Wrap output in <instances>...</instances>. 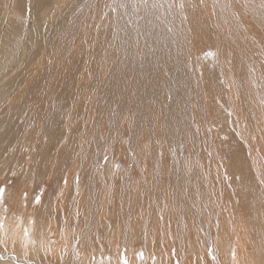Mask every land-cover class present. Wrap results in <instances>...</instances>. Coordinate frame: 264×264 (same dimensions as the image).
I'll return each instance as SVG.
<instances>
[{
	"label": "rangeland",
	"instance_id": "rangeland-1",
	"mask_svg": "<svg viewBox=\"0 0 264 264\" xmlns=\"http://www.w3.org/2000/svg\"><path fill=\"white\" fill-rule=\"evenodd\" d=\"M88 1L78 4L73 0H0V231L9 239V245L15 246L11 250V246L0 243L1 250H15L19 254L25 250L28 256L21 258L32 260L44 254L43 248L54 246L55 254L48 258L52 261L60 259L56 253L60 246L70 250L65 254L70 264H76L77 253L85 264H129L130 261L138 264H248L251 260L264 264V175L262 179L257 178L251 162L260 160L264 171V116L256 129L253 122L257 113L243 117V111L228 99V86L221 76L218 78L222 69L216 56L211 55L220 30L216 25L210 26L214 19L209 12L202 15L203 38L199 39L204 52L196 61L208 95L204 102L208 105L209 120L200 122L192 114L194 140L184 138L168 144L163 142L157 129L152 135V146L146 143L152 132L146 130L147 135L143 136L141 130L138 139L143 138L144 143H137L133 148L130 145L131 115L119 113L121 124L119 122L117 127L120 128H113L112 123L105 127V121L101 123V138L107 137L108 142L99 153L101 146L90 133L92 118H86L87 109L100 101V97L95 101L98 96L96 76L90 91L85 93L92 95L91 104L86 102L90 107L79 106L73 126L68 127L59 117L45 119L46 113L60 115L48 102L54 96L50 86L56 82L55 93L63 98L61 81L71 90L77 85L74 73L69 80L65 74L72 70L68 67L73 61L69 63V60L72 49L79 44L82 46L78 50L80 64L77 63V68L85 63L86 46L92 41V36L86 32L100 24L105 32L110 22L107 37H113V13L111 17L110 13L108 15L109 21L102 22L110 0H90L85 20L78 24L74 36L59 35L57 29L68 25L82 3ZM208 3L207 0H186L191 9L200 6L203 10ZM253 29L248 27V32L252 31L251 34L260 39L264 52V35L261 40L260 29ZM50 35L53 37L47 44ZM59 45L61 53L55 56ZM227 58L228 65L232 66L230 55ZM113 60L108 59L110 63ZM258 62L264 67L263 56ZM59 72L62 75L58 77ZM82 87L84 83L78 87L79 92ZM229 91L233 92L230 83ZM255 94L256 91H250L253 97ZM115 108L106 109L109 110L107 117L115 116ZM182 112L186 114L187 106ZM122 124L129 128L122 129ZM143 126L146 125L141 129ZM32 140L44 142L42 154H36ZM28 145L31 150L27 149ZM134 155L135 161L132 160ZM57 156L64 160L63 164L55 166L53 159ZM153 156L158 157L156 162ZM125 169L132 174L129 184L122 176ZM93 173L99 177L93 176L91 190L95 196L103 192L100 198L103 203L98 213L91 216L86 210L87 187L82 183L85 175ZM101 173L104 180H100ZM135 178L145 182L136 183ZM156 184L161 187L160 194L156 193ZM120 201L140 208L131 223L127 221L133 249L122 247L118 235L122 228ZM222 201L227 205L224 209ZM152 202L155 204L151 206ZM188 206L193 208V216L184 214ZM142 229L146 232L160 230L151 238L140 234ZM31 235L33 239L29 238ZM27 240L28 248L22 249L16 244ZM38 251L40 253H36ZM3 262L19 264L9 258L0 264Z\"/></svg>",
	"mask_w": 264,
	"mask_h": 264
},
{
	"label": "bare ground",
	"instance_id": "bare-ground-1",
	"mask_svg": "<svg viewBox=\"0 0 264 264\" xmlns=\"http://www.w3.org/2000/svg\"><path fill=\"white\" fill-rule=\"evenodd\" d=\"M82 1L83 0H73V3L79 4V2ZM89 1L82 3V8L72 17L68 25L64 27L61 26L57 29L61 37L74 36L77 32L78 24L85 20L86 5L89 4ZM207 1L209 2L208 5L204 6L202 10L200 6L191 9V4L187 5L186 0H110V2H108L109 6L106 9L107 11L105 10L106 12H104L105 19H103L104 21L102 22L104 23L106 19L109 21L108 15L110 13L111 17L113 13L112 19L115 27L113 37H107L110 22L105 26V32H102L101 24L96 28L93 25L91 30L86 32L92 36V41L86 46L87 53L83 59L85 63L77 68V63L80 64L79 59H77L79 54L78 50L82 46L79 44L75 47L77 51L74 48L72 49V55L69 60V63L73 61V64L68 67L72 68V70L67 71L66 73L69 72L67 75L65 74L66 78L69 80L70 76L74 73L77 85L71 90L64 87L61 81L60 85L62 88H60V90L63 98H59L55 93L56 82L50 86V89L54 90V96L49 98L48 102L55 107L56 111L60 112V115H50L46 113L44 114L45 119L56 120L59 117L62 122L67 123L68 127H70V125L73 126L79 106H81V104H86L87 101L89 103L91 102L92 95L88 96L85 95V93H87L86 91H90V84L96 76L98 77L96 88V94L98 96H94H96V98L100 97V101L93 106L95 107L94 109L93 107L90 108L91 110L89 108L87 109L88 112L86 114L89 115L86 116V118H92L90 133L91 137L96 138L99 147L101 146L98 149L99 153L103 151L105 143L108 142L105 140L107 137L105 139L101 138L100 130L103 129L101 123L105 121V127H108L107 125L112 123L113 128L114 126H116L117 129L118 127L120 128V126L117 127L118 123L121 121V117L119 118L118 116L119 113H128L131 115L133 128L131 130L132 140L130 145L133 148L136 147L137 143H139V145L144 143V140L143 142L141 141L143 138L141 137L142 139L140 138L141 140H139L138 137L142 133H144L143 136L147 135L145 134L146 130L152 132V134L146 138V143H151L152 146V135H154L153 132L157 129L159 130L157 132L161 133L163 142L168 144H174L176 141L180 142L184 138H192L194 140L195 134L191 122L193 117L192 114L197 117L200 122L209 120L208 105L204 102L205 98H208L203 80L204 77L201 79L202 72L196 63L198 55L204 52L203 46L200 45L201 39H199L203 38V34L200 30L202 15L205 12H209L213 15L214 19V21L211 20L213 24L210 22V26L216 25L220 30L218 41L213 43L214 49L211 54L214 55V57L216 56L215 59H218L219 68L222 69V73L220 74V71L218 73V78L221 76L224 84H227L228 99L233 106L243 111V117L248 115L253 116L254 113H257V119H255L254 122L252 121L256 123V125L253 126L256 128L259 122L263 121L262 116H264V73L262 72L264 67L262 63L258 62L259 58L262 56L264 58V52L260 39L253 36L251 34L252 31L249 33L248 27H254L253 31L258 27V30L260 29L262 33L259 38L262 40L261 36L264 35V0H238L242 4V7L238 6L236 0ZM76 5L77 4H75V6ZM52 37L53 35L48 37L46 41L47 44L51 41ZM71 39L72 43H74V38ZM117 45L119 46L118 48ZM103 48L106 49V51H104L105 53L103 52ZM60 53L61 46L59 45L55 56L60 55ZM227 55L231 57L232 66L228 65L230 62L227 63L226 61V59L228 60ZM110 58H114L112 63L108 61ZM77 72H79V75ZM61 75L62 73L59 72L58 77ZM82 83H84V87L81 89L83 93L78 90V87L82 85ZM229 83L233 87V92L229 91ZM8 85L9 82H7L6 87ZM252 90L256 91L255 97L250 95V91ZM238 98L240 99L238 100ZM98 99L99 98L95 99V101ZM240 101L242 102L241 105L239 103ZM8 105L7 103V107H9ZM86 105L90 107L88 103ZM114 106L116 107L114 110L115 116H111L110 118L109 116L107 117L109 110L106 109ZM186 106L187 112L184 114L182 109ZM91 113H93V115H91ZM121 115L123 114H120V116ZM0 119H2V116ZM143 124L146 126H143V129H141ZM126 127L129 128V125L122 124L121 126L122 129H126ZM247 127L249 128V126ZM62 129L61 134L65 132L63 126ZM105 130L107 131V128H105ZM141 130L144 132L141 133ZM176 132L177 136L175 137ZM43 144L44 142L40 140H32V148L37 155L44 152ZM149 146L150 145H148V147ZM27 149L31 150L30 145L27 146ZM135 156L136 155L132 158L133 161H135ZM57 158L58 156L53 159L56 163L55 166L63 164L64 159L60 157ZM152 158L155 162L158 160V157L153 156ZM256 158L257 157H255V159ZM251 162L255 166L257 178L262 179L264 175L262 162L260 160H251ZM131 175L128 169H125L122 174L123 178H125L124 181L126 180L128 184ZM93 176L99 177L95 173L90 175L87 174L83 177L84 181L82 183H85L87 187V198L89 202L86 210L91 216L94 215V212L98 213L101 203H103V200L100 199L103 197V192H97L98 194L95 196L96 193L94 194L93 190H91V188H94V185H92ZM100 180H104L103 173H101ZM143 182L145 181L139 180L138 178L136 179V183ZM129 186L133 187V185ZM155 189L157 194L161 193V187H158L157 184L155 185ZM132 190L130 191L134 192ZM104 193L107 197V192ZM59 199L58 195V200ZM120 202L122 228L121 233L118 235L121 237V246L127 247L126 249H133V243L130 237L131 231L127 221H129L130 224L140 208L138 205L136 206L134 204L126 205V201L123 203L122 201ZM153 204L155 203L152 202L151 206ZM226 206V203L222 201L221 208L224 209ZM126 207H128V210ZM184 214L193 216V208L188 206ZM92 220L93 218L89 220V222ZM32 237L31 235L29 238ZM32 239L30 243H33L31 242ZM8 240L6 235H3L2 231H0V243L11 246V250H13L12 247L15 248V246L9 245ZM16 244L19 248L24 249V247L28 246L29 240ZM239 244L240 243H237V245ZM128 246H130V248H128ZM52 249L55 250V247L49 246L47 249L43 248L42 251H44V254L29 260L21 258L28 256L25 250L19 254L16 253L15 250L13 252H10L11 250L9 249L1 250L0 246V261L2 262L4 259L9 258L16 259V262L19 264H70L66 260L67 255H65L70 250L59 246V251L56 253L60 255V259H53L50 261L48 258L55 254ZM27 253L29 254V252ZM36 253L40 252L38 251ZM232 255L235 256L234 253H232ZM75 263L85 264L79 253L75 256ZM129 264L138 263H136V261H130ZM248 264L259 263L255 260H251Z\"/></svg>",
	"mask_w": 264,
	"mask_h": 264
},
{
	"label": "crops",
	"instance_id": "crops-1",
	"mask_svg": "<svg viewBox=\"0 0 264 264\" xmlns=\"http://www.w3.org/2000/svg\"><path fill=\"white\" fill-rule=\"evenodd\" d=\"M107 219V218H106ZM118 221V220H117ZM161 223H163V222H161ZM160 229H152L150 232H146L145 231V229H142L141 230V232H139L140 234H142V235H145V234H148V236L150 235V237L152 238V235H154L155 233H157V231H159ZM162 230V229H161ZM152 231H153V234H152ZM162 237V236H161ZM159 240H160V238H158ZM160 241H162V240H160ZM163 242V241H162ZM172 256H174L173 254H172ZM121 260V262L122 263H124V260L123 259H120Z\"/></svg>",
	"mask_w": 264,
	"mask_h": 264
},
{
	"label": "snow or ice",
	"instance_id": "snow-or-ice-1",
	"mask_svg": "<svg viewBox=\"0 0 264 264\" xmlns=\"http://www.w3.org/2000/svg\"><path fill=\"white\" fill-rule=\"evenodd\" d=\"M0 196H2V190H0Z\"/></svg>",
	"mask_w": 264,
	"mask_h": 264
}]
</instances>
